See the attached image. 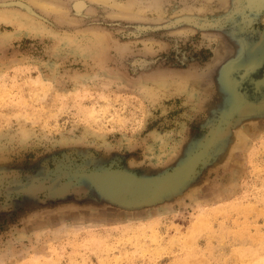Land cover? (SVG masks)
I'll use <instances>...</instances> for the list:
<instances>
[{
  "label": "rangeland",
  "instance_id": "rangeland-1",
  "mask_svg": "<svg viewBox=\"0 0 264 264\" xmlns=\"http://www.w3.org/2000/svg\"><path fill=\"white\" fill-rule=\"evenodd\" d=\"M9 1L38 17L0 7V264H264V0ZM186 161L139 209L72 177Z\"/></svg>",
  "mask_w": 264,
  "mask_h": 264
},
{
  "label": "water",
  "instance_id": "water-1",
  "mask_svg": "<svg viewBox=\"0 0 264 264\" xmlns=\"http://www.w3.org/2000/svg\"><path fill=\"white\" fill-rule=\"evenodd\" d=\"M0 7H16L29 15L38 17L28 5L20 1L0 2ZM200 162L186 161L170 172L155 176H137L122 169L104 168L82 173L73 172L72 177L85 179L101 199L113 206L139 209L153 205L162 197L176 192L191 177ZM35 188L36 186H30L22 189L21 192H28ZM65 189L66 186L60 188L57 193L61 195L66 191Z\"/></svg>",
  "mask_w": 264,
  "mask_h": 264
},
{
  "label": "flooded vegetation",
  "instance_id": "flooded-vegetation-1",
  "mask_svg": "<svg viewBox=\"0 0 264 264\" xmlns=\"http://www.w3.org/2000/svg\"><path fill=\"white\" fill-rule=\"evenodd\" d=\"M244 9L248 10L247 3L244 5ZM249 10H252V9H249ZM261 71L262 72H260L259 76H256V77L254 76L250 78L249 75H246L244 78L246 85L249 86L247 89V93H252L251 95L253 96H259V95L264 94V63H263V66L261 67ZM257 87H259V89Z\"/></svg>",
  "mask_w": 264,
  "mask_h": 264
}]
</instances>
